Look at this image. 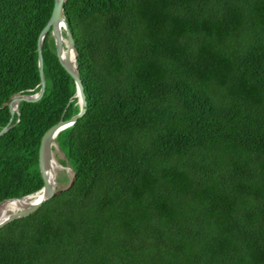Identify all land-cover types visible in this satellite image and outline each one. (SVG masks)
Wrapping results in <instances>:
<instances>
[{"label": "trees", "instance_id": "16d2710c", "mask_svg": "<svg viewBox=\"0 0 264 264\" xmlns=\"http://www.w3.org/2000/svg\"><path fill=\"white\" fill-rule=\"evenodd\" d=\"M53 1L0 0V130L1 106L39 91ZM64 16L86 99L56 137L74 181L0 228V264H264V0H67ZM42 60L44 95L0 137V202L42 188L40 138L79 111L50 32Z\"/></svg>", "mask_w": 264, "mask_h": 264}, {"label": "water", "instance_id": "95a60500", "mask_svg": "<svg viewBox=\"0 0 264 264\" xmlns=\"http://www.w3.org/2000/svg\"><path fill=\"white\" fill-rule=\"evenodd\" d=\"M66 1L67 0L53 1V8L51 11L50 18L39 33L36 41V56L39 73V91L33 95H13L9 98L7 103H4L1 106V108L7 107L10 118L7 125L0 130V137L10 131L12 127H14V114H17L18 112V104L37 103L41 100L42 96L44 95L45 77L42 60V43L48 32H50V36L53 39L56 57L60 66L71 78L75 85L74 97L77 98L76 104L79 107V111L76 115L72 116L67 120L58 121L56 124H54L44 132L38 143V170L43 183L42 188L33 194L24 196L19 199H10L2 201L0 202V205L8 201H21L35 196L38 197L33 200V204H31L27 209L11 213L4 219L0 220V228L6 226L12 221L25 218L34 214L43 203L50 200L54 195L58 194L61 191L68 190L74 181V174L69 169L71 172V178L69 183L63 188L57 189L51 184L49 175L50 169L52 168L51 158L53 141L56 139L59 132L72 126L78 119L82 118L86 113L85 94L82 82L80 80V75L77 70V53L74 47L72 35L68 29L64 16V4ZM14 106L16 107L15 109Z\"/></svg>", "mask_w": 264, "mask_h": 264}, {"label": "bare ground", "instance_id": "6f19581e", "mask_svg": "<svg viewBox=\"0 0 264 264\" xmlns=\"http://www.w3.org/2000/svg\"><path fill=\"white\" fill-rule=\"evenodd\" d=\"M16 107L14 106V109ZM51 164L52 168L50 169L49 175H50V182L53 186H55V177H56V171L63 169L60 167L53 158H51ZM38 196L27 198L21 201H8L4 202L0 205V220L4 219L6 216H8L11 213L18 212L21 210L27 209L31 204H33V200L36 199ZM6 208V209H5ZM5 211L3 212V210Z\"/></svg>", "mask_w": 264, "mask_h": 264}, {"label": "rangeland", "instance_id": "374dc122", "mask_svg": "<svg viewBox=\"0 0 264 264\" xmlns=\"http://www.w3.org/2000/svg\"><path fill=\"white\" fill-rule=\"evenodd\" d=\"M52 158L55 160V162L62 167L63 169L56 171V177H55V187L57 189H61L64 186H66L71 177L70 168H67V166H62V163L64 161V155L59 150L58 144L56 142V139L53 141V147H52Z\"/></svg>", "mask_w": 264, "mask_h": 264}]
</instances>
